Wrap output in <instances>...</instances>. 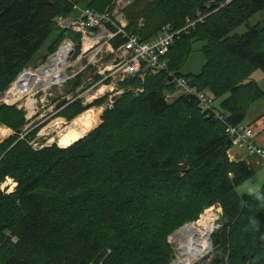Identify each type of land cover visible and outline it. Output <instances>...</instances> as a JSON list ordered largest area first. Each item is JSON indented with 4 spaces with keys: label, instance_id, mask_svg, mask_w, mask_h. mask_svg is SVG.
<instances>
[{
    "label": "trees",
    "instance_id": "1",
    "mask_svg": "<svg viewBox=\"0 0 264 264\" xmlns=\"http://www.w3.org/2000/svg\"><path fill=\"white\" fill-rule=\"evenodd\" d=\"M111 1L0 0V92L32 61L58 17L75 15L76 5L102 12ZM261 11L264 0H132L122 11L126 29L142 40L166 24H194L175 36L164 70L118 84L142 92H123L94 129L66 147L35 150L19 138L23 111L0 104V122L14 131L0 142V183L6 176L17 183L0 190V264H169L167 236L212 205L221 208L210 236L214 252L194 264H264V181L255 191H237L251 170L228 158L225 133L264 99L252 77L264 74V22H250ZM240 25L245 30L234 32ZM65 35L78 41L70 29L57 30L45 54ZM196 42L204 61L198 73L183 74ZM170 73L220 98L216 114L201 113L192 96L166 102L163 94L175 90ZM83 81L78 75L65 90ZM103 100L75 99L56 116L71 120Z\"/></svg>",
    "mask_w": 264,
    "mask_h": 264
},
{
    "label": "built area",
    "instance_id": "2",
    "mask_svg": "<svg viewBox=\"0 0 264 264\" xmlns=\"http://www.w3.org/2000/svg\"><path fill=\"white\" fill-rule=\"evenodd\" d=\"M131 1L117 0V7L115 9L124 8ZM75 8L78 10V13L76 11L75 15L58 17L56 25L64 31L70 29L73 33H76L78 41H73L68 35H65L66 40L64 39V42H61L62 44L59 43L57 49L49 54L43 62L40 61L39 63H42L40 66L23 68L10 84L0 92V103L6 105L13 104L17 108L26 110V122L35 118L38 113L46 110L52 104L51 96L57 92L65 91L58 90V87H61L68 80L75 78L83 70L95 68L94 72L89 73L90 76L88 75L86 78H83L84 81L89 80L91 82L90 86L83 92L96 86V92L93 97H97V99L99 98L98 94L106 96L112 93L114 89L118 90L114 94H121L123 90L119 89L117 84L119 81L124 80L125 77L135 75L143 77L146 73L156 74L164 70L167 67L166 54L173 44L175 36L181 30L189 28L194 24V22L187 20V24L180 30H175L169 24H166L153 37L142 40L137 34L131 33L126 29L125 24L121 23L116 16L117 11L112 8L110 9L111 11L105 9L102 12L92 8H81L78 6H75ZM54 57L61 61L56 67L59 68L58 72L55 71L56 68H47L48 63ZM120 73L121 76L119 79H116ZM95 76H97L95 79L97 81L93 82ZM169 77L175 86V91L163 94L166 102H171L175 94L192 96L195 98L201 113L209 114V112L215 111L216 114V110L212 106L213 98L207 91L198 89L188 78L183 76H174L170 73ZM38 80L45 81L40 83ZM52 80L58 81L52 82ZM54 85L59 86L54 89L52 88L53 90L50 89ZM66 92V94L72 93L67 90ZM26 93H28V96L22 103L21 98ZM36 93L40 94L38 97L41 104L40 112H37L38 106L34 104L36 100L30 99V96ZM79 94L81 93H76V95L69 98V101L76 99ZM91 103L88 102L89 105ZM112 105H106L105 108H110ZM105 108L102 107L101 110ZM48 116L39 120L29 130L23 131V133L26 134L37 127ZM225 133L230 143L227 151L232 147H241L247 154H256L264 162V150L255 143L254 132L248 122L243 121L235 125H226ZM5 135L9 136V134H3L0 142L6 138ZM28 144H31V147L34 148L31 142L28 141ZM43 145L49 146L50 144ZM43 145H40V147ZM89 264H92V261Z\"/></svg>",
    "mask_w": 264,
    "mask_h": 264
},
{
    "label": "rangeland",
    "instance_id": "3",
    "mask_svg": "<svg viewBox=\"0 0 264 264\" xmlns=\"http://www.w3.org/2000/svg\"><path fill=\"white\" fill-rule=\"evenodd\" d=\"M117 0H112L111 1V3H110V5L108 6L109 8H108V10H110L111 8L113 9V10H116L117 11V14H116V16H117V18L119 19V21L121 22V23H123V24H125V26H126V28L128 27V21H127V18L125 17V15L122 13V11H123V7L122 8H119L118 10L117 9H115L116 7H117V2H116ZM131 3V2H130ZM129 3V4H130ZM77 6V5H76ZM127 6V5H126ZM79 7V6H78ZM111 11V10H110ZM70 16H72L71 15V13L69 14ZM68 15V16H69ZM257 21H263L264 22V12H258V13H256L253 17H251V19H250V22L251 23H255V22H257ZM142 18H140L139 19V22H138V25H142ZM57 30H62L61 29V27H57L51 34H50V36L47 38V40L45 41V43L43 44V46H41V48L37 51V53L35 54V56H34V58L32 59V61L28 64V65H26L24 68H29V67H32V68H34V67H37V66H40L41 64L39 63L40 61H41V57L43 56V59H42V62L45 60V58L49 55V54H51V53H53V51H55L56 49H57V47L54 49V50H52V51H50V52H48L47 54H45V52H46V49H47V47H48V45L51 43V41L56 37V31ZM245 30V25H240V26H238L235 30H234V32H237V33H241V32H243ZM65 37L66 36H64L63 37V39H62V43L64 42V39H65ZM66 40V39H65ZM76 39H73V41H75ZM60 42V43H61ZM61 43V44H62ZM194 46V50H192L188 55H187V57H186V59H185V61H184V63L182 64V67H181V69H180V71H181V73H183V74H188V73H193V74H196V73H198V71H199V69H200V67H201V65H202V63H203V61H204V57H203V55H202V53H201V51L198 49V47L200 46V44H198L197 42L193 45ZM45 54V55H44ZM72 59H74V57H72ZM94 70H95V68H89V70H83L82 72H80V74H78V75H81V76H83L84 78H86V76H90V74L89 73H91V72H94ZM258 74H257V76L255 77V81L256 80H264V74L262 73V72H260V71H258L257 72ZM151 74V73H150ZM78 75H76L75 77L77 78L78 77ZM135 76H137V75H135ZM97 77V76H96ZM128 77H134V76H128ZM128 77H125V78H128ZM138 78H139V80L141 81V82H143V80H144V78H145V74L143 75V77H139V76H137ZM71 80H68L65 84H63L61 87H58L59 85H54V86H52L50 89H54V88H56V87H58V90H65L66 89V86H67V84H68V82H70ZM95 81H97V80H95ZM95 81H93V82H95ZM53 82H56V81H53ZM121 81H119L118 82V84L120 83ZM117 84V87L119 88V89H122L123 90V92H125V91H129V92H132V93H134V94H138V93H140V92H142V90H143V88L142 87H140V86H127V87H125V88H123V87H121V86H119ZM96 86H94L92 89H90V90H88V91H86V92H81V94H79L78 95V97L76 98V99H80L81 100V102H82V104L83 105H88V102H93L95 99H97V97H93V95H94V93L96 92ZM52 89V90H53ZM49 90V89H48ZM121 90V91H122ZM205 92H206V89H203ZM175 91V90H174ZM174 91H172V92H174ZM97 92H99V91H97ZM118 92V90H116V89H114L113 91H112V93H110L109 95H106V96H101L100 94H98L99 95V98H101V97H104V100H103V102L100 104V106H97V107H88L86 110H84L82 113H84V112H86L87 110H91V111H87V113H89L91 116V120L92 121H90L91 122V124H92V122H93V124H95L91 129H89L84 135H82V136H80L78 139H80V138H82L83 136H85L88 132H90L92 129H94V127H96L98 124H99V122H100V120H99V116H100V114H101V112L103 111V110H101V108L102 107H106V105H109L110 104V106L113 104V102H114V100L117 98V97H119L121 94L119 93V94H114V93H117ZM114 94V95H113ZM39 93H36L35 95H32V96H30V99H35L36 100V102L34 103V104H36L37 106H38V111L37 112H40L41 111V104L39 103V100H38V97H39ZM28 96V93H26L25 95H23L22 96V103H23V100L26 98ZM178 96V94H175V97H177ZM174 97V98H175ZM173 98V99H174ZM75 100V99H74ZM216 101H214V105L215 106H217L218 105V103H219V101H220V98H217V99H215ZM170 102V101H169ZM1 105H6V104H4V103H0ZM18 104H20V103H18ZM13 105V104H12ZM17 108V107H16ZM17 109H19V110H22L23 111V115H25V117H24V119H25V121H27L26 120V116H27V114H26V110H23L22 108H17ZM42 112H40V113H38L37 114V116H40V114H41ZM82 113H80V114H82ZM79 114V115H80ZM57 115V112H55V113H52L51 114V116H48L47 118H45L42 122H40V124L38 125V129L36 130V132L34 133V135L32 136V137H26V134H24L23 132H20L19 133V138H23V139H26V140H28L29 142H31L32 143V145L34 146V149L35 150H38V149H40V148H42V147H44L45 145H43V144H46V145H51V144H56V145H59L58 144V136H59V133H61V132H63V131H65L66 130V128L70 125V122H71V120L73 119V118H75V117H73L71 120H67L66 118H64V117H61V116H56ZM45 116H47V115H45ZM45 116H43V117H40L39 119L41 120L42 118H44ZM78 116V115H77ZM58 117V118H57ZM56 119H61V120H56ZM94 119H96V123H95V121H94ZM90 122H89V124H90ZM59 123V124H58ZM36 124V122L35 123H29V120H28V122H27V130H29V128H31L33 125H35ZM90 124V125H91ZM57 127V128H56ZM40 130V131H39ZM39 131V132H38ZM14 133V131L11 129V128H9L8 126H6L5 124H3V123H1L0 122V138H3V137H1V136H3V134H9L10 136L12 135ZM23 135V136H22ZM6 137H7V135H5ZM22 136V137H21ZM77 140V139H76ZM75 140V141H76ZM73 143V142H72ZM31 145V144H30ZM40 145H43L42 147H40ZM59 147H61V146H59ZM248 182V181H247ZM250 182V181H249ZM246 184V185H245ZM247 184H250V183H242V184H240L238 187H237V191H239L240 193H241V191H245V190H243V189H245V187L247 186ZM16 185H17V183H16V181L13 179V178H11L10 176H6L4 179H3V181L0 183V190L1 191H3V192H11V191H13L14 189H15V187H16ZM2 188V189H1ZM255 190H257V188H254L253 186H249L248 188H247V191H255ZM219 206V205H218ZM217 205H212V206H210V207H208V208H206V209H204L203 210V212L202 213H200L199 214V216H198V218L197 219H195V220H192V221H189V222H187V223H184L183 225H185V227H193V228H195L196 227V223L198 222V220L200 219V217L203 215V213L206 211V210H208V209H211L212 210V213L215 215V217H217V219L216 220H214V222H213V224H212V226H213V228H212V231L210 232V235H209V242H210V250H209V252L205 255V256H203L202 258H200L198 261H196V262H194V263H198V262H207L208 260H209V258H210V256L212 255V253L214 252V248H213V246H212V242L210 241L211 239H210V236H211V233L213 232V231H215V229L218 227V226H220V217H221V208H219ZM192 222H194V223H192ZM186 225H189V226H186ZM182 226V225H181ZM180 226V227H181ZM180 227H178V228H176L173 232H171L168 236H167V242L170 244V246H171V249H172V259L170 260V262H169V264H171L172 263V261H179V260H182V259H180V258H178V256H177V254L175 253V249H174V244H173V241L171 240V237L179 230V229H185V230H191V231H196V230H193V229H186V228H184V227H182V228H180ZM197 230H200V228H198V226H197ZM103 259L104 258H102V260L101 261H99L98 262V264L100 263V264H104V262H103Z\"/></svg>",
    "mask_w": 264,
    "mask_h": 264
},
{
    "label": "bare ground",
    "instance_id": "4",
    "mask_svg": "<svg viewBox=\"0 0 264 264\" xmlns=\"http://www.w3.org/2000/svg\"><path fill=\"white\" fill-rule=\"evenodd\" d=\"M61 61L54 57L47 65V68L54 69L59 65ZM45 68V69H47ZM59 68L55 71L58 72ZM60 72V71H59ZM28 76V75H27ZM57 79V78H56ZM40 83L45 80H38ZM58 81V80H52ZM91 115L87 112L82 113L70 122V125L65 131L59 133L58 144L61 147H66L84 135L95 124H91ZM95 121V119H94ZM90 122V124H89ZM59 124V123H58ZM57 128V127H56ZM217 217L212 213L211 209L206 210L196 223L200 230L191 231L185 229H179L172 237L171 240L174 244L175 253L179 261H172L171 264H194L200 258L205 256L210 250L209 235L212 231V224ZM183 225L182 227H184ZM180 227V228H182Z\"/></svg>",
    "mask_w": 264,
    "mask_h": 264
},
{
    "label": "crops",
    "instance_id": "5",
    "mask_svg": "<svg viewBox=\"0 0 264 264\" xmlns=\"http://www.w3.org/2000/svg\"><path fill=\"white\" fill-rule=\"evenodd\" d=\"M257 72L258 71L252 76L254 80L258 74ZM256 82L260 87L264 88V80H256ZM212 106L215 109L214 100ZM244 122L250 124L254 132L255 143L264 150V99H259L249 106ZM227 156L233 161H245L251 170L250 178L243 182L250 184H247L245 189H243L245 191H241V193L238 191L240 194L249 192L247 191L249 186H253L257 189L261 186L264 181V162L258 155L247 154L241 147H232L227 151Z\"/></svg>",
    "mask_w": 264,
    "mask_h": 264
},
{
    "label": "water",
    "instance_id": "6",
    "mask_svg": "<svg viewBox=\"0 0 264 264\" xmlns=\"http://www.w3.org/2000/svg\"><path fill=\"white\" fill-rule=\"evenodd\" d=\"M120 76H121V73L117 75L116 79H119ZM168 79L170 80V77ZM90 84H91V82L89 80L83 81L79 86H77L75 91H73L71 94H66L67 92L65 90L63 92H57L56 94L52 95L51 98H50L51 101H52V104L46 110H44L40 114V116H36L32 120H30L29 123H31V124L35 123V122L37 123L40 120L39 119L40 117H43L45 115H49L50 116L52 113H55V112L59 111L62 107L67 105L68 102H70L69 98H71L72 96L76 95V93L83 92L87 87L90 86ZM26 125H27V122L24 125V127L22 128V131L27 130V126Z\"/></svg>",
    "mask_w": 264,
    "mask_h": 264
},
{
    "label": "flooded vegetation",
    "instance_id": "7",
    "mask_svg": "<svg viewBox=\"0 0 264 264\" xmlns=\"http://www.w3.org/2000/svg\"><path fill=\"white\" fill-rule=\"evenodd\" d=\"M83 78H84V77H83ZM72 101H74V100H72ZM72 101H70V102H72ZM70 102H68V103H70ZM68 103H67V104H68Z\"/></svg>",
    "mask_w": 264,
    "mask_h": 264
}]
</instances>
